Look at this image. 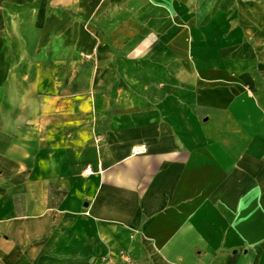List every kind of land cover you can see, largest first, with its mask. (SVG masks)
Returning <instances> with one entry per match:
<instances>
[{"label": "crops", "instance_id": "obj_1", "mask_svg": "<svg viewBox=\"0 0 264 264\" xmlns=\"http://www.w3.org/2000/svg\"><path fill=\"white\" fill-rule=\"evenodd\" d=\"M0 264H264V0H0Z\"/></svg>", "mask_w": 264, "mask_h": 264}, {"label": "rangeland", "instance_id": "obj_2", "mask_svg": "<svg viewBox=\"0 0 264 264\" xmlns=\"http://www.w3.org/2000/svg\"><path fill=\"white\" fill-rule=\"evenodd\" d=\"M38 58L40 60V64L41 63H45L46 64L47 62H49V60H51V58H52V52H50V51L40 52V56ZM36 67H34V70L36 69ZM22 69L24 71L26 69V67H24Z\"/></svg>", "mask_w": 264, "mask_h": 264}, {"label": "built area", "instance_id": "obj_3", "mask_svg": "<svg viewBox=\"0 0 264 264\" xmlns=\"http://www.w3.org/2000/svg\"><path fill=\"white\" fill-rule=\"evenodd\" d=\"M87 170L89 171V168H87Z\"/></svg>", "mask_w": 264, "mask_h": 264}]
</instances>
